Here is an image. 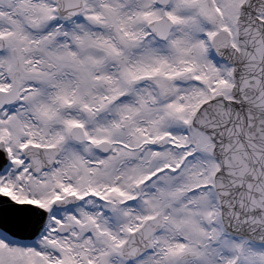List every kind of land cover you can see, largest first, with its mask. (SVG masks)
<instances>
[{"label":"snow or ice","instance_id":"1","mask_svg":"<svg viewBox=\"0 0 264 264\" xmlns=\"http://www.w3.org/2000/svg\"><path fill=\"white\" fill-rule=\"evenodd\" d=\"M0 264H264V0H0Z\"/></svg>","mask_w":264,"mask_h":264}]
</instances>
